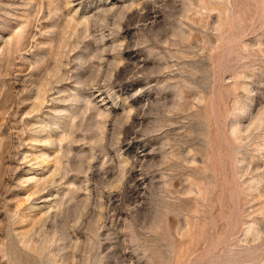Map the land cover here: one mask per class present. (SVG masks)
<instances>
[{
    "label": "rangeland",
    "instance_id": "1",
    "mask_svg": "<svg viewBox=\"0 0 264 264\" xmlns=\"http://www.w3.org/2000/svg\"><path fill=\"white\" fill-rule=\"evenodd\" d=\"M0 264H264V0H0Z\"/></svg>",
    "mask_w": 264,
    "mask_h": 264
}]
</instances>
